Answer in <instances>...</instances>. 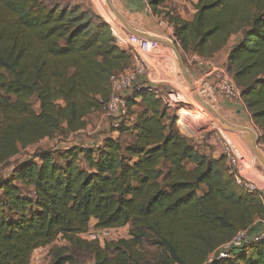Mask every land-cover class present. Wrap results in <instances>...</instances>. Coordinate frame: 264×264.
<instances>
[{"label":"trees","instance_id":"1","mask_svg":"<svg viewBox=\"0 0 264 264\" xmlns=\"http://www.w3.org/2000/svg\"><path fill=\"white\" fill-rule=\"evenodd\" d=\"M147 1L157 13L166 0ZM167 16L184 59H213L238 39L225 67L264 145V0H198L192 21ZM108 23L78 5L0 0V166L43 140L84 131L101 111L111 79L134 62ZM139 99L144 110L118 129L134 142L108 135L99 146L39 150L0 178V264H30L58 237L94 264H264L262 242L211 259L239 231L264 230L262 194L237 185L225 156L214 159L181 136L155 93H128L130 114ZM91 224L130 225L129 239L83 240ZM146 242L160 253L156 263L141 261ZM67 249L54 264H73Z\"/></svg>","mask_w":264,"mask_h":264},{"label":"rangeland","instance_id":"2","mask_svg":"<svg viewBox=\"0 0 264 264\" xmlns=\"http://www.w3.org/2000/svg\"><path fill=\"white\" fill-rule=\"evenodd\" d=\"M111 1L114 3L116 9L119 7L126 15L133 16V20H130L127 16H123V18L134 29L139 30L142 33L158 36L171 43H175L173 37V27L169 24L167 15L170 14L186 20H191L195 14V5L198 2V0H166L165 3L160 5L157 13L149 6L148 10L145 8L146 16H140L138 14L128 12L123 5L122 0ZM45 2L49 5V7L54 5H78L84 10L93 12L104 22H109L108 24L114 30L119 46L133 56V67L137 65L144 66L145 75L141 77L140 83L157 87L165 94L171 90L179 92L181 98L185 100V102L178 108L170 110V113H173V115H177L178 111H182L185 114L189 113L188 115L193 120L194 124H196V128L200 129V135L202 134V137L204 136L203 141L207 142L208 147L216 153H222L223 144L227 141L238 155H241L245 161L251 162L255 169L260 173L261 178L260 180H256L255 183L261 190H264V168L252 151L251 135L246 133L242 136L240 134L244 132L241 131L226 132L218 124L216 125L211 114L202 106V104L199 103L200 101L203 104L208 105L207 103H211L215 100L214 102H216L219 113L223 115L225 117L224 119H226L231 125L251 127L256 130L254 125L249 120V115L242 102L226 100L220 96L214 88L211 89V95L203 92L202 90L203 87H205V83L199 79H192L191 83L188 84L181 75L175 54L173 55L170 53V55L164 48L142 41L123 31L117 25L118 20L114 17V15L100 8L95 0H45ZM146 3L144 2V6L148 5V2ZM237 40V38H234L230 44L235 43ZM185 63L187 68L193 72L192 69H194L196 63L191 55L185 58ZM218 66L225 67V65ZM33 102L35 108H37V100L34 99ZM134 118V114L129 113V117L123 121V124L125 125L123 127H131ZM86 121L87 126L85 130L80 133L71 135L60 133L53 140H43L35 146L22 149L19 155L12 158L7 164L0 166V178L9 176L13 167L16 166L18 162L29 160L32 156L36 155V152L39 150L65 148L76 145L85 147H90L92 145L96 146L95 141L98 136H121V141H123L124 144L129 140L125 138H130V131H125L123 134H120L112 126L111 119L108 118V116H106L102 111L91 114L87 117ZM217 129L221 132V134H223V138L218 134ZM259 148L261 156L264 158V145L260 144ZM22 193L29 196L31 191L23 188ZM95 230L94 225L91 224L89 232L94 233ZM130 230L131 226L128 225L120 229L108 231L109 236L104 234L100 236L99 244L104 246L107 242L129 239ZM82 239L88 242H98L90 241L92 239L90 237L88 238L87 235L82 237ZM66 247L68 249L64 254L68 255L72 259L73 264H94V259L90 252L72 248L62 237H58L52 245L38 251V253L32 257L30 264H54L55 256L60 253V250ZM140 252L142 255L141 261L143 263H156L160 257L158 249L149 242L144 243L143 246L140 247Z\"/></svg>","mask_w":264,"mask_h":264},{"label":"built area","instance_id":"3","mask_svg":"<svg viewBox=\"0 0 264 264\" xmlns=\"http://www.w3.org/2000/svg\"><path fill=\"white\" fill-rule=\"evenodd\" d=\"M145 3L147 0H142ZM147 4V3H146ZM149 9V5H146ZM145 75V68L143 65H137L123 74L114 76L111 79V94L109 100L104 104L101 111L111 119V124L116 131L123 126V121L129 117V108L127 106L126 95L133 90L143 91L148 90L155 93L164 101V104L169 110L178 108L185 102L180 96L179 92L173 90L168 93H163L161 89L152 85L141 84L140 79ZM213 77L216 80V90L220 96L229 101L242 102V94L240 88L234 82L233 77L228 72L226 67L216 66L213 68ZM223 154L226 157L227 163L235 176L237 185L248 193H260V187L252 180L242 176L240 172L239 155L233 150L231 145L225 141L223 144ZM108 231L111 229H96L94 233L89 231L82 237L88 236L92 240L100 241L102 234L109 236ZM89 240V239H88ZM262 242L264 243V230L251 234L249 230H241L236 236L226 245H224L218 252L211 256L217 260L229 258L227 253L232 247H241L243 245ZM39 251L43 249H38ZM37 250V251H38ZM33 257V256H32ZM210 259V260H211Z\"/></svg>","mask_w":264,"mask_h":264},{"label":"crops","instance_id":"4","mask_svg":"<svg viewBox=\"0 0 264 264\" xmlns=\"http://www.w3.org/2000/svg\"><path fill=\"white\" fill-rule=\"evenodd\" d=\"M122 1H123V5L128 10V12L135 13V14H138L140 16H146L145 8L147 9V7H146V5L144 6L143 1H141V0H122ZM192 20H193V18L191 20H188V21H192ZM231 45L232 44H230L224 51H222L221 53L216 55L215 58L210 59V60H203V59H200L196 56H191L193 58V60L195 61L196 65H195L194 69H192L193 72L190 71L189 69L188 70L190 72L191 79H193V80L199 79L205 83V87H203V90H202L203 92L211 95V92H212L211 89L214 88V90L217 91L216 90V80L212 75L213 68L218 66V65H225L226 64L227 55H228V52L230 50ZM167 53L170 54V52H167ZM217 59H218V61H217ZM214 101L215 100H213L211 103H207V104H208V106L210 105L209 107L212 110L216 111L219 115H221L217 109L216 102H214ZM144 108H145V106L142 103V101L140 99L137 100V105L133 108L135 118H136L137 114H139L140 112H142L144 110ZM170 114L173 115V113H170ZM184 114L185 113L182 111H178L177 115L175 114V116L179 119L178 122L176 123V128H177L178 132L180 133V135L187 138L194 145H196L202 153H204L208 156H211L214 159L222 158L224 156L223 151H222V153H216L215 151H213L211 148L208 147L207 142L203 141L204 136L202 137V134L200 135V129L196 128V126H195L196 124H194L193 120L188 115L189 113L186 114L184 120L180 122V120L182 119ZM221 116L224 117L223 115H221ZM135 118H134L132 124L134 123ZM98 126H99V124H98ZM217 131H218V134L221 135L223 138L224 137L223 134H221V132L218 129H217ZM196 134H198V135H196ZM105 137L106 136L96 137V141H95L96 145L97 146L101 145V142ZM118 137H120V139H121V136H118ZM129 137L130 138H125V139H129L127 143H132L135 141V134L133 132L130 131ZM121 142H123V141H121ZM123 144H124V142H123ZM239 159H240V172H241L242 176H244L245 178L250 179L254 182H256V180H260V178H261L260 173L255 169L253 164H251V162H249V161H245L241 157V155H239ZM260 193L262 194V200L264 202V190H260ZM263 224H264V222H263ZM38 251H36L34 253V255L37 254Z\"/></svg>","mask_w":264,"mask_h":264},{"label":"water","instance_id":"5","mask_svg":"<svg viewBox=\"0 0 264 264\" xmlns=\"http://www.w3.org/2000/svg\"><path fill=\"white\" fill-rule=\"evenodd\" d=\"M107 1H108V3L105 4L104 7L107 10H109L111 13L115 14L116 16H118L120 18V20L124 24L125 29L131 35H133L134 37H136V38H138V39H140L142 41H145V42H148V43L160 44L162 46H165V47L171 49L173 51V53L175 54L176 58H177V61H178V64H179V68H180V72H181V75H182L183 79L188 84L191 83L192 79H191V76H190V72H189V70L187 68V65L185 63L184 56H183V54L181 53L180 49L178 48V46L175 43H171V42H169V41H167V40H165L163 38H160L158 36H155V35H152V34L142 33L139 30L133 29L130 26V24L122 17L120 12L116 9V7L114 6V3L111 0H107ZM199 103L202 104V106L214 118L216 123L219 126H221L223 129L230 130V131H241V132H245V133L251 134L252 137H253L252 143H251L252 151L256 155L257 159L260 161V163L262 164V166L264 168V158L259 155V153H261V151H260V148H259L260 139H259L258 132L256 130H254L253 128H251V127L233 126L226 119H224V117L219 115L216 111L212 110L208 105H205V104H203L200 101H199Z\"/></svg>","mask_w":264,"mask_h":264},{"label":"bare ground","instance_id":"6","mask_svg":"<svg viewBox=\"0 0 264 264\" xmlns=\"http://www.w3.org/2000/svg\"><path fill=\"white\" fill-rule=\"evenodd\" d=\"M95 1L97 2V5H98L100 8H102V9H104L105 11H108L109 13H111L109 10H107V9L104 7V5L108 3L106 0H95ZM117 8H118L117 10L120 12V14L122 15V17H123V16H127L130 20H133V16H131V15H126L125 12H124L122 9H120L119 7H117ZM111 14L114 15V17L118 20L117 25L119 26V28H121L123 31L129 33V32L125 29L124 24L122 23V21L120 20V18H119L118 16H116L115 14H113V13H111ZM131 27H132V26H131ZM132 28H133V27H132ZM133 29H134V28H133ZM135 30H136V29H135ZM129 34H130V33H129ZM151 44H153V45H157V46H160V47L164 48L165 50H167L168 52H170V53H172V54L174 55L173 51H172L171 49L165 47V46H162V45H160V44H154V43H151ZM214 121H215V120H214ZM215 123H216V121H215ZM216 124H217V123H216ZM220 127H221V126H220ZM221 128H222V127H221ZM222 129H223V128H222ZM223 130H225V129H223ZM225 131H230V130H225ZM243 134H246V133L244 132V133H241L240 135L243 136ZM248 134H249V133H248ZM250 135H251V134H250ZM251 137H252V135H251ZM251 139H253V137H252ZM259 155L261 156V153H259Z\"/></svg>","mask_w":264,"mask_h":264}]
</instances>
